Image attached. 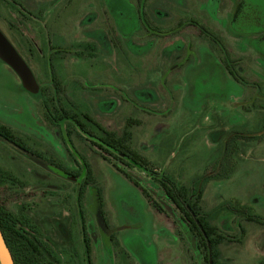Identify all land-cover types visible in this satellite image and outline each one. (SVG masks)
<instances>
[{"label": "rangeland", "instance_id": "1", "mask_svg": "<svg viewBox=\"0 0 264 264\" xmlns=\"http://www.w3.org/2000/svg\"><path fill=\"white\" fill-rule=\"evenodd\" d=\"M46 1L18 0L33 9L57 0ZM75 1L62 16L68 27L51 41L69 52L65 60L70 65L88 59L80 70L76 66L62 71L54 56L56 77L71 91L78 92V85L82 86L89 102L86 112L100 120L116 113L118 129L131 130V147L149 161L153 171L195 190L194 196L200 192L204 213L228 239L216 250L218 264H264V57L251 36L236 34L228 24L233 0L223 13L226 4L197 0V13H193L201 28L214 29L221 36L224 46L201 34L198 24L182 27L169 37L156 33L147 37L146 23L137 15L133 0H100L101 4L87 0L84 5ZM155 2L150 14L156 22L171 13L173 3L182 5L184 0ZM105 6L107 21L116 24L115 32L103 20ZM92 18H98L96 28L91 26ZM0 28L30 64L29 52L19 44L29 37V27L6 0H0ZM36 75L49 88L46 72ZM43 100L26 91L0 60V123L52 163L93 179L82 199L94 245L89 262L86 256L70 255L73 248L84 255L80 182L61 176L56 164L0 138V167L16 179L6 195L14 197L8 208L18 216L28 213L53 246L55 264H206L197 238L160 182L115 158L103 160L85 139L63 134L68 144L73 140V155L79 151L87 159L88 166L78 170L57 137L59 129L45 121ZM121 170L149 191L161 212L149 205ZM99 190L114 231L110 245L104 242L92 210ZM53 216L56 225L67 224L70 239L53 230Z\"/></svg>", "mask_w": 264, "mask_h": 264}, {"label": "flooded vegetation", "instance_id": "2", "mask_svg": "<svg viewBox=\"0 0 264 264\" xmlns=\"http://www.w3.org/2000/svg\"><path fill=\"white\" fill-rule=\"evenodd\" d=\"M39 1H44L45 4H47L48 2L46 0ZM86 1L87 0H76L75 2L80 5H84ZM99 1L100 0H93L92 4H99ZM156 1L159 3L160 0ZM208 1L210 0H206L205 2L208 3ZM6 2L12 4V7L18 11V14L22 16V19L25 20V23L29 27V37L24 38L21 34V31H17L22 39H26L24 41L20 40L19 44L24 51L29 52V66L34 72L36 78L37 72L48 73L45 75V77L48 78L46 79V81L49 84V91L50 89H52L51 93H49L52 94V97L50 99L51 102H49V95L47 96L46 94L47 90L46 92L44 91V86L39 82L37 78L38 83L40 85V91L37 95H41L44 99V119L47 123H49L51 127H54L55 124L58 123L57 119H62L61 131H58L59 133H57V137H61L60 141L62 145L67 151V153L73 158L72 161L76 164L77 169L80 170L84 168V166L87 165V159L79 151L78 153L80 156L76 154V156L73 155V148H75L73 140H71L68 144L67 141H65L63 134L73 136L75 135L79 138L85 139V141L88 142L90 149L97 153L103 160H112V153H114L115 155L117 154L119 136L130 134L131 144L132 134L131 132H128L131 130L128 128H123L121 130L118 129L116 113L111 115L109 114L108 116L100 120L89 112H86L84 110V106L86 105V103L89 102H86L85 100V95L84 91L82 90V86L78 85V92L75 91L76 89L71 91L70 85L60 80L61 89H59L58 82L55 79L56 70L54 68L53 61L54 56H57L59 58V68L62 71H69V68L73 69L76 66L77 70H80L83 66L82 62L84 61V59H88L84 57L79 58V63L76 64V66H74V64L70 65L65 60L69 52H65L66 50L62 49V47L60 46H54L51 41L53 37H56V34H60L64 30L67 24V19L65 23V19H62V16L65 15L64 13L69 9L68 7L72 5L73 0H57L55 3H53L54 1H51L52 4L45 8L36 7L34 9L24 7L20 2H18V0H6ZM62 2L64 3L62 4ZM218 2H220L219 6L226 4L222 13L226 11L228 7H230L231 3L230 0H218ZM133 3L137 5V15L140 14V17H142V19L146 23L145 34H147V37H150L154 33L158 35H167L169 37L171 34L177 33L178 30H180L182 27L190 28L191 26H196L198 24L201 29V34L206 36L210 35L209 38L217 46H224V43L221 40V36L214 32V29L212 30V32L211 30L206 29L204 26L203 28H201L202 24L198 23L196 21V18L193 16L194 12L197 13V0H184V3L182 5L173 3L171 13L166 15L165 18H160L156 22L155 20H153V17L150 14V8L156 5L155 0H133ZM232 6L233 8L230 15V22H228V24L232 26V30L236 34H239L244 37L251 36L253 38L252 40L254 48L262 57H264V0H233ZM179 8L183 11L179 12ZM140 9L142 12L140 11ZM102 12L104 14L103 20L106 23V26L108 25V23H110L109 28L113 29L114 32L117 31V28H115L116 24H114L113 26L111 21H107V19L110 18L108 16L107 7L106 10ZM97 20L98 18H92L91 26L95 27V23L97 22ZM236 24H238V26ZM45 100H47L48 104L45 102ZM45 108L47 109V111L45 110ZM131 119L133 118L130 117L128 123ZM137 122L138 121H135V123ZM118 131L123 132L120 134ZM11 143L14 144L16 147L20 148L21 150L28 152L37 158L51 162V159L49 157H46L41 153H37L34 149L23 144L22 142ZM103 149L110 150V159L102 156L99 153V151H104ZM51 164L53 166L56 164L55 166L59 170V174H61V176L65 178L72 177L75 181L80 182V184L84 183L85 179L87 178L86 175H83L79 171L70 172L68 168L62 163H55L53 161V163L51 162ZM78 207L80 209L79 216L81 223V232L83 236L84 255L83 257H81L79 250H75L74 248V251L69 253L71 256L78 257L79 259L84 258L86 256L87 260L91 262L90 259L92 256H94V245L87 231V223L84 208L83 206H81V204H79V202ZM103 212L107 228L108 230H110V233L107 235V237H104L98 227V224L97 227L104 242H106L107 245H110V241L114 236V231L111 229L108 223L104 209ZM51 221H53L51 224L53 230L57 228L61 232L63 238H71L70 236H72V234L71 232H69V228L67 227V224L65 222H63V224L57 223L56 225L57 221L54 220V216ZM49 247L51 249V257L56 262V260H58V257H56L55 253L53 252V246L50 243Z\"/></svg>", "mask_w": 264, "mask_h": 264}, {"label": "trees", "instance_id": "3", "mask_svg": "<svg viewBox=\"0 0 264 264\" xmlns=\"http://www.w3.org/2000/svg\"><path fill=\"white\" fill-rule=\"evenodd\" d=\"M48 74V73H46ZM58 82L59 89L60 80L55 77ZM47 90L48 101L51 99L52 89L44 86V91ZM45 102L48 104L47 100ZM47 111V109L45 108ZM58 123L54 127H57L61 131L62 119H57ZM11 141L13 143L23 142L11 128L0 123V138ZM117 154H113V158L119 160V162L126 166L137 167L146 172L151 178L160 182L162 189L166 196L171 200L174 206L180 213L182 220L188 226L191 233L197 238L198 249L200 250L203 259L206 264L212 261V264H218L217 261V248L228 240L215 226L211 218L204 213L201 206V194L198 192L195 196V190L193 192L185 185H177V183L166 175H159L151 168L148 160L144 159L130 144V134L118 137ZM99 153L104 157L110 156V150L103 149ZM107 157V158H108ZM110 159V157L108 158ZM88 166V164H87ZM232 169V165L225 168V174ZM121 172L136 186L138 187L144 197L147 199L149 205H151L157 212L162 211L161 205L158 201L149 193V191L143 187L138 181L129 176L125 171ZM16 179L8 172L0 167V230L2 231L13 256L15 264H55L56 262L51 257V249L46 238L40 233V230L33 224L28 213H23L21 216L14 214L8 208V202L12 201L14 197L6 196L8 190L14 186ZM93 179L88 174L84 183L81 184L79 191L78 202L82 205V199L86 188L91 187ZM95 194H98L101 202L102 196L100 190ZM193 195V197H192ZM103 206V203H102ZM243 209L242 207H240ZM25 210V209H24ZM250 221L258 222L254 218H249ZM208 241L211 244V251L208 246Z\"/></svg>", "mask_w": 264, "mask_h": 264}, {"label": "water", "instance_id": "4", "mask_svg": "<svg viewBox=\"0 0 264 264\" xmlns=\"http://www.w3.org/2000/svg\"><path fill=\"white\" fill-rule=\"evenodd\" d=\"M0 60L10 67L19 77L22 87L32 93L38 94L40 85L29 64L23 56L18 52L13 43L8 39L5 33L0 28ZM92 210L94 212L98 227L104 237L110 233L104 217L103 206L98 194L94 196ZM208 246L211 251V244L208 241ZM212 264V261L210 260ZM0 264H15L13 256L2 231L0 230Z\"/></svg>", "mask_w": 264, "mask_h": 264}]
</instances>
